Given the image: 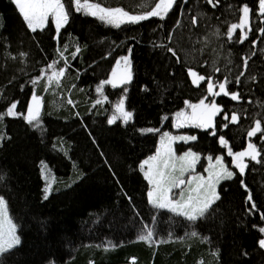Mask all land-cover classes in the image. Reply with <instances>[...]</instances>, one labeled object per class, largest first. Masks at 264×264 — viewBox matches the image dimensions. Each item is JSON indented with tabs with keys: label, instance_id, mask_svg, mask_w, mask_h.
<instances>
[{
	"label": "trees",
	"instance_id": "1",
	"mask_svg": "<svg viewBox=\"0 0 264 264\" xmlns=\"http://www.w3.org/2000/svg\"><path fill=\"white\" fill-rule=\"evenodd\" d=\"M91 1L103 7L106 5L103 0ZM199 1L208 13L217 14L219 22L228 18L221 26V52H228L232 64H223V59L216 61L213 52H207L208 61L193 53L194 34L190 35L189 31L187 34L185 22L190 17L193 19L195 14L193 3L188 1L184 4L186 8L181 27L172 29L184 2L175 0L163 18L149 17L147 21L133 23L138 30L135 33H131L132 25L121 28L100 19L95 22L84 10L77 12L72 4L73 14L60 31L56 44L52 27L30 30L12 0H0V112L15 102V111L22 114L5 116L0 121V133L6 136L0 141V174L5 176L0 182V195L7 202L20 238L17 247L3 254L0 264H155V261L186 264L180 253L174 255L173 249L168 250L162 245V253H159V248L152 243L138 240L144 223L152 216L139 162L153 152L160 120L166 114L176 118L179 107L186 114H191L192 109L185 101L198 104L200 99L208 96L207 79L201 81L198 87L193 85L192 78L186 74L188 69L212 77L217 85L214 91H220L218 84L224 82L226 72L232 71L238 74L240 82L236 83L235 79L230 92L241 94L244 77L240 74L243 73L245 59L246 70L252 66V71L258 76L253 66L258 54L246 56L244 51L250 48V44L260 48L262 44L258 39L264 34L256 29L258 23H250L249 31L236 29L232 39L226 36L228 27L235 23L236 15L244 6H248L249 10L255 8V0H213L215 7L206 0ZM157 2L159 0H149L146 9L142 7V0H121L107 6L140 15ZM234 14L235 17H230ZM195 27L192 22L191 30ZM143 30L150 31L148 39H151L155 49L149 48ZM242 34L246 35V39L240 42ZM186 36L189 49L183 57L170 39ZM158 39L166 44L164 52L157 48ZM65 45L68 47L65 48ZM114 46L118 48H112ZM168 49H172L175 55ZM188 53L194 58H189ZM125 55H129L132 61V79L115 88L105 84L102 92L98 93L96 89L100 82L110 78L102 68L113 57ZM49 61L62 66L67 61L68 74L71 75L62 79L58 87L47 89L44 79L38 77ZM208 63L216 64L211 74L207 73ZM259 65L262 76L264 59ZM219 67L224 71H216ZM33 80L37 83L33 84ZM251 84L253 96L257 94L259 99L264 100V89L254 79ZM33 94L43 100L38 127L30 126L23 119L28 99ZM101 94H105L108 100L96 104L98 99L102 100ZM121 98L128 111L132 112V119L124 123L118 118L109 125L107 120L114 114L115 105L111 102ZM220 99L222 101L218 102ZM69 100L72 103H68ZM212 100L223 110L213 120L216 135L212 134L213 129L198 128L192 122L183 127L177 126L179 129L174 132L187 131L197 135V140L189 147L201 152H210L217 147L225 150L231 161L228 148L237 153L242 146L257 141L258 135L249 138L244 131L253 126L246 122L248 109L244 108V104L237 109L234 107L236 101L223 94L208 96L206 103ZM259 107L264 108V105L260 103ZM259 107L256 111L262 112ZM229 108L239 117L235 124L224 118ZM228 117L230 120L231 115ZM225 124L228 126L224 127ZM221 136L227 141V147L221 145ZM260 151L258 160H264V148ZM45 167L46 172L42 175V168ZM259 173V165L249 158L244 174L237 169L236 178L220 186V194L224 195L220 201L229 197L225 195L226 189H230L235 182L252 181ZM49 183L52 184L45 199V187ZM240 191L236 186L234 194ZM229 205L235 209L237 202H230ZM105 213L115 218L100 223L99 219ZM160 217L165 220L167 214L161 213ZM202 224L200 222L199 226ZM233 230L238 231L234 242L250 245L248 231L241 227ZM189 240L198 242V256L206 257L209 242H203L198 235ZM234 246L222 234L218 241L219 250L216 246L214 250L217 255H222L223 250H233ZM221 255L217 264H230ZM263 256L250 260L249 264H264Z\"/></svg>",
	"mask_w": 264,
	"mask_h": 264
},
{
	"label": "rangeland",
	"instance_id": "2",
	"mask_svg": "<svg viewBox=\"0 0 264 264\" xmlns=\"http://www.w3.org/2000/svg\"><path fill=\"white\" fill-rule=\"evenodd\" d=\"M84 2V0H81ZM117 1L121 0H103L102 3L106 4L104 7H108L107 5H114ZM149 1V0H148ZM148 1L142 0L143 2V8H147L149 6ZM187 1L189 3H193V10L195 14V18H197V23L196 27L194 30H191L192 22L193 19L190 17L189 19L186 20V32L188 34V31L194 34L193 36V41H194V47L193 48V53L195 55H201L205 60L208 61L207 58V52H213L216 56V61H219V59H223V64L229 63L232 64V61L230 59V55L226 51L225 54L221 52V49L223 48V45H221V38H222V29L221 26L226 24V21L228 20L225 19L222 22H219L217 20V14L214 15L212 13H208L206 8L203 7V3L199 0H184V3L186 4ZM63 3H65L66 6V11L71 8L68 14V21L66 23H63L61 28L59 29V32H57L55 21L53 20L52 17H49L48 20L45 22L44 26L42 28H37L36 30H43L45 28L52 27L54 29V36L57 38L58 41V34L60 31L68 24L69 18L73 14V9H72V0H62ZM89 3H91V0H88ZM256 2V7L252 8L249 10L248 14V20L247 23L244 27V30H250V23H258V27L256 29H262L264 28V15L260 14L259 11V0H255ZM14 4V3H13ZM15 5V4H14ZM16 7V6H15ZM185 8L186 5H181L179 12H178V19L176 21V25L172 27L174 29L176 26L181 27L183 16L185 13ZM213 8V7H211ZM17 9V7H16ZM139 8L138 10H140ZM18 10V9H17ZM19 12V10H18ZM243 15L242 10L240 11L239 14L236 15L235 23H239V17ZM230 17H235V14L230 16ZM91 19H93L95 22L96 20L98 21L99 19L97 17L91 16ZM102 23L101 21H99ZM26 23V22H25ZM128 25H132V31L131 33L138 32V30L134 27L133 23H129ZM252 25V26H253ZM124 26V24L121 25ZM120 28V29H121ZM240 32H242L240 29H238ZM144 32L145 37L148 40V45L150 49H155L154 44L152 43L150 38V31ZM250 34V33H249ZM227 36V35H226ZM191 37V36H190ZM228 37V36H227ZM186 39L182 37H172L170 39L171 44L174 46L176 45L177 49L183 57L186 56V52L189 49V46L186 44ZM161 40V39H160ZM262 42L264 44V37H262ZM198 44V45H195ZM122 46V44L120 45ZM181 46L183 48H181ZM251 46V44H250ZM118 48V46H114L112 48ZM264 47V45L262 46ZM58 48V47H57ZM111 48V47H110ZM109 48V50H110ZM161 52H164L166 50V44L159 43L158 47ZM129 58L130 61V70H131V79L133 77V69H132V61L129 55H126ZM187 56L189 58H194V56L191 53H188ZM124 57V56H122ZM121 56L118 57H113L109 64H106L105 67L102 68V70L107 73L106 76L109 77L112 74L113 68H116V61L120 59ZM111 63L112 66H111ZM196 64V62H193ZM51 64L50 61L47 62L45 67L43 68L44 72L43 75L40 73L39 79L43 78L44 82L46 84L47 89L53 88V87H58L56 84V78L53 77V81L51 83L48 82V77L52 76L53 71H59L60 68H65L64 75L62 77H59V80L61 82L62 79H64L69 73V69L66 66H62L59 63H56V66L54 69H48L47 66ZM216 65V64H215ZM215 65L209 64L208 63V68H207V73L211 74L212 71L215 68ZM109 66H111V70L109 71ZM70 68L74 69L73 66H70ZM124 69V63L121 61L120 66L117 68V71H123ZM223 70L221 67H219V71ZM224 71V70H223ZM263 71V70H262ZM188 75V72L186 73ZM234 74L232 71L226 72V77L228 80V83L226 84V89L230 91V75ZM189 76V75H188ZM243 81H242V86H243V92L240 94V99L236 101L234 104L235 108H239L241 104H244V108L248 109V113L245 115L246 122H250L254 127L255 126V121L260 120L261 121V127L264 128V108L259 107V104L261 103L264 105V100L259 99L256 95L253 96L252 92V79H254L256 82H258L259 86L264 89L263 86V81H264V74L261 73L258 74V76H255L254 71H252V66L248 70H246V67H243ZM189 78H192L189 76ZM224 78V82H225ZM262 82V84L260 83ZM129 83V82H128ZM51 91V90H50ZM234 93H238V91H235ZM40 98V113L43 108V100L41 96H38ZM102 99V103H104L106 100H108V97L106 98L105 94L100 95ZM106 98V99H105ZM120 99H113L112 103H118ZM218 102H221L222 100H217ZM32 102V96L29 97L26 110H25V115H27V108L28 105ZM125 110L128 111V108L124 105ZM256 107H259L262 112H257ZM174 109V106L172 107ZM185 112L184 109H181L180 107L176 111L178 112ZM233 112L230 110V108L227 111V115L230 116ZM161 125L157 129V137L155 139V146L156 150L153 149V152L143 158L139 162V170L140 173L142 174L144 180H145V185H146V199L148 206L151 211V218L148 222L144 223V227L142 230L145 228L151 229L154 232V236L152 240L154 241L152 244L156 247L159 248L158 252L162 253V250L160 249V246L163 245V248H166L168 250L173 249L172 252H174V255L176 256L177 254H181L182 256V261L185 262L186 264H217L218 257L221 255H217V252L214 250V246L217 247L218 249V241L221 238L222 234L226 235L227 241H232L234 246V249L231 250L230 248H227L226 250L222 251V255L226 260L230 261V264H249L251 261H254L256 257H259L261 255H264V249H261L258 245V241L261 238H264V234H261L259 232V227H264V220L261 219V216L264 215V160H260V163H257L259 165L260 173L259 176H255L250 180H244L243 185L242 181L235 182L230 189H226L225 195L229 196L226 200L220 201L222 199L221 194L219 193L220 199L217 200L212 207L209 209V211L205 214L204 217L199 218L195 222H189L184 216L177 215L176 213H173L169 211L168 209H157L154 208L151 204L148 202V192L150 190V185L148 181L144 177V171L147 170V166L145 165L144 171L141 170L140 165L141 163L148 159L149 157L153 156L156 154L157 149L160 148L161 146V137L163 136L164 133H168L169 136L171 137H191L195 136V134H192L187 131H179V132H174L175 130H178L177 128L178 123L181 121H178L177 118H173L171 115L166 114L165 117L160 120ZM251 127V128H252ZM172 128V129H171ZM251 128H245L244 131L248 132ZM244 129V128H243ZM258 138L257 141L251 142L254 143L257 146V149H263L264 148V138H261V133H257ZM248 136V135H247ZM196 137V136H195ZM255 137V136H254ZM195 140H181V139H174L171 141V149L176 158H179L180 156H183L185 153L191 151L193 153H196L199 156V159L195 162V165L192 169L184 172L183 174V179L187 181L189 178L192 177H198L202 176L205 179L208 178L209 172L206 171L208 169L209 171L212 170L213 166L216 165V157H218V153L221 150L220 148H214L213 151H206V152H201L195 149V147H189L190 144L194 143ZM243 141V140H242ZM250 143V142H249ZM248 143V144H249ZM239 144V143H238ZM248 144L244 145L241 147L240 151H244L247 149ZM182 145V146H180ZM179 149H182V151H179ZM208 152V153H207ZM206 154L204 156V161L203 163L199 164V161L201 159V155ZM211 158V159H210ZM248 159L249 157H244V162L248 166ZM199 164V165H198ZM176 169L172 172L174 176H180V161L177 159L176 161ZM199 166V172L197 170V167ZM195 170V171H194ZM229 170L232 171L235 174V171L237 170L233 164V157L232 160L229 163ZM194 171V172H193ZM234 176V175H233ZM225 180V179H224ZM223 181V180H221ZM220 181V182H221ZM219 182V183H220ZM250 182H252V186L249 187ZM198 181L193 180L191 184H185L182 185L180 188H173L172 189V198L173 199H180V193L183 192L184 198L186 199L187 196L189 195V192L191 189L196 187V184ZM52 184V183H50ZM246 185V188L245 186ZM217 186L216 185V191H217ZM239 186L240 192L235 193V187ZM249 187V188H248ZM249 192L252 195L253 202L256 204V209L251 210V203L248 202V194ZM195 195V193H192ZM2 196V195H0ZM3 197V196H2ZM5 199V198H4ZM237 202V206L235 209L231 208L229 203ZM9 211V209H8ZM161 213L167 214V217L165 220H162L160 217ZM10 215V213H9ZM120 215H118L119 217ZM175 216L178 217L179 219H175ZM11 217V216H10ZM115 216L110 215L108 213H105L103 217L99 219V222L102 223L106 220H113ZM12 219V218H11ZM13 223L16 225V234L19 237L18 233V227L17 224L14 222L12 219ZM203 222L202 226H199V223ZM176 223V226H175ZM237 229L241 227V229H245L248 231L251 235V240H250V245H240L238 242H234L235 239L238 238L237 232L233 230V228ZM113 228V227H111ZM165 231V232H163ZM195 231L198 233L199 238L205 243L209 242V244L206 246V257L205 256H198V242H191L189 240L191 236V233ZM142 234V232H141ZM237 235V237H236ZM20 239V238H19ZM19 245V244H18ZM16 245L15 247H17ZM214 245V246H213ZM14 247V248H15ZM205 249V247H202ZM13 249V248H12ZM63 249V248H62ZM219 250V249H218ZM215 253V255H214ZM3 255H0V258ZM171 259V258H170ZM168 259V260H170ZM185 259V260H184ZM264 260V256L261 258ZM157 260V257H156ZM251 260V261H250ZM155 264H164L163 261H155Z\"/></svg>",
	"mask_w": 264,
	"mask_h": 264
},
{
	"label": "snow or ice",
	"instance_id": "3",
	"mask_svg": "<svg viewBox=\"0 0 264 264\" xmlns=\"http://www.w3.org/2000/svg\"><path fill=\"white\" fill-rule=\"evenodd\" d=\"M19 14L22 16L23 20L26 22L27 27L35 31L37 28H42L45 22L49 17H52L55 21L57 32L61 28L63 23L68 21V14L71 8L66 11L65 3L62 0H12ZM175 0H159L155 3L154 7H151L149 11L140 15H132L129 12L123 10L122 8H111L103 7L100 3H89L88 0H84L81 3V0H72V4L77 12L84 10L86 14L97 17L101 21H104L109 24H113L119 27L123 23H137L141 20H146L149 17H160L163 18V15L172 8ZM218 2V0H217ZM207 3L211 4L213 7L216 5L213 3V0H207ZM259 11L260 14L264 15V0H259ZM242 13L239 17V23H232L227 29V36L229 39L233 38V33L236 29H241L245 27L249 8L244 6L242 8ZM193 23H197V18L193 17ZM264 33V28L260 29ZM243 39H246V35L242 34L240 37V42H243ZM68 46L65 45V48ZM170 52H175L172 49H168ZM59 51V50H58ZM78 52L79 49L77 48ZM131 51V50H130ZM23 56L24 54L21 53ZM60 55L63 56V53L60 52ZM75 55V53H73ZM121 61L124 63L123 71H117V68L120 66ZM65 67L67 66V61H64ZM116 68H113L112 74L109 79L103 80L97 87V92H102L103 86L105 84H111L112 87H118L121 84H127L131 80V70H130V61L127 56L121 57L116 61ZM245 67L247 66V59L244 60ZM56 62L49 64L48 69H54ZM219 71V69H216ZM44 70H41L43 75ZM65 68H60L59 71H53L52 76L48 77V82L53 81V77L56 78V84L59 85V77L64 75ZM188 75L192 77V83L195 86H199L201 81L207 79V93L208 96H219L221 94L225 96H230L231 100L238 101L240 99L239 93L230 92L226 89V84L228 83L227 78L225 82L218 84L220 91H214V88L217 87L212 77H205L199 75L196 71L191 68L188 69ZM240 75H243L241 73ZM39 79V77H38ZM239 77L236 79V83H239ZM33 84L37 83V80L32 81ZM127 90L125 89V92ZM208 96L200 99L198 104H190L188 101H185V104L192 109L191 114H186L181 111L176 113V118L178 121V127H183L186 123L192 122L193 126L203 129H213L212 134L216 135L215 126L213 123L214 118L218 113H221L223 110L217 105L215 100L206 103ZM106 99V98H105ZM102 100H97L96 104H101ZM68 103H72L71 100ZM17 104L15 102L11 103L9 107L3 112H0V121L4 119L5 116L15 117L22 115L17 113L15 109ZM132 112L126 111L124 107V99L121 98L118 103L114 105V114L108 118L107 123L109 125L115 123L118 118L122 119L124 123H128L132 119ZM39 117H40V98L33 94L32 102L28 105L27 115H23V119L30 126H39ZM225 120H228L229 123H237L238 115L233 112L231 118L225 114ZM228 124H225L224 127H227ZM147 131H153V129H148ZM257 133H261V138H264V128L261 127V121L256 120L255 126L252 127L247 135L249 138L254 137ZM6 136L3 133H0V141L4 140ZM174 139L181 140H195V136L191 137H171L168 133H164L161 137V146L157 149L155 155L144 160L140 168L144 171L145 165L147 170L144 171V177L150 185V190L148 192V202L154 208L157 209H168L169 211L176 213L177 215L184 216L189 222H195L199 218L205 216L209 211L212 205L220 199L216 191V185L219 184L221 180L233 178L234 173L230 171L227 167L223 165L222 158L216 157V165L213 166L212 170L206 171L209 172L208 178L205 179L202 176L189 178L187 181L183 179L184 172L192 169L195 165V162L199 159V156L196 153L191 151L185 153L183 156L176 158L171 149V141ZM220 143L222 146L227 147V141L224 137H220ZM228 155L233 157V164L236 169L239 170L241 174H244L247 164L244 162V157H249L251 161H256L260 163L258 157L261 155V151L257 149V146L254 143H249L247 149L241 152L233 153L231 148H228ZM180 161V176H174L172 172L176 169V161ZM211 159V158H210ZM46 172V167L42 168V175ZM5 179V176L0 174V182ZM193 180L198 181L196 187L191 189L187 198H184L183 192L180 193V199L172 198V189L180 188L182 185L191 184ZM243 185V181L241 182ZM246 188V185H244ZM51 184H47L45 187L44 198H48L49 190ZM192 193H195L193 195ZM248 202L251 203V210L256 209V204L253 202L251 193L248 194ZM261 219L264 220V215L261 216ZM259 232L264 234V227H259ZM197 232L193 231L191 236L196 237ZM154 232L151 229L145 228L142 230V234L138 236V240L144 241L146 243H153L152 240ZM20 243V239L16 234V225L13 223L9 211L7 202L4 197L0 196V255L10 251L16 245ZM258 245L261 249H264V238L259 239ZM215 255V253H214Z\"/></svg>",
	"mask_w": 264,
	"mask_h": 264
},
{
	"label": "bare ground",
	"instance_id": "4",
	"mask_svg": "<svg viewBox=\"0 0 264 264\" xmlns=\"http://www.w3.org/2000/svg\"><path fill=\"white\" fill-rule=\"evenodd\" d=\"M262 37H264V34L262 35ZM254 42H255V40L253 41V44H254ZM258 42L261 43L262 46L264 45L263 42H262V38H259ZM262 46L260 48H255V46L252 45V46H250L249 49H246L244 51L246 56H252V55H255V53L258 54L256 62L253 65L254 66V70H256L258 72V74H260V65H259V63L264 59V47H262ZM237 77H238V74H232L229 77L230 82H231V85H230V90L231 91L233 90V86H234L233 82L235 81V79H237ZM240 91L241 92L243 91V87L242 86L240 87ZM195 136H196V140H197V135H195ZM198 137H200V134H199ZM226 155H227L226 151H221L218 156L221 157V158H224ZM219 193H220V190L218 189L217 190V194H219Z\"/></svg>",
	"mask_w": 264,
	"mask_h": 264
},
{
	"label": "water",
	"instance_id": "5",
	"mask_svg": "<svg viewBox=\"0 0 264 264\" xmlns=\"http://www.w3.org/2000/svg\"><path fill=\"white\" fill-rule=\"evenodd\" d=\"M184 4H185V3L183 2L182 5H184ZM221 151H225V150L221 149V150L219 151L218 155L220 154ZM204 156H206V155H204ZM204 156L201 157V159H200V161H199V164L203 163V161H204ZM218 157H219V156H218ZM222 162H223V165L229 169L230 159L228 158L227 155H226L224 158H222ZM199 164H198V165H199ZM198 169H199V166L197 167V170H198ZM194 171H195V170H194ZM194 171H193V172H194ZM198 172H199V170H198ZM235 178H236V174H234L233 178H231V179H225V180L221 181V182L218 184V186H217V190H218V189L220 190V186H221L222 184H224V183H226V182H228V181H231V180H233V179H235ZM248 188H249V187H248Z\"/></svg>",
	"mask_w": 264,
	"mask_h": 264
}]
</instances>
